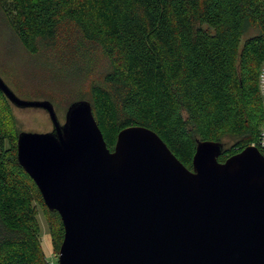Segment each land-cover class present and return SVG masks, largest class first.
I'll return each mask as SVG.
<instances>
[{"label": "trees", "instance_id": "16d2710c", "mask_svg": "<svg viewBox=\"0 0 264 264\" xmlns=\"http://www.w3.org/2000/svg\"><path fill=\"white\" fill-rule=\"evenodd\" d=\"M0 10L53 75L89 79L87 101L109 150L122 129L145 127L191 169L197 141L222 144L224 162L264 129V0H0ZM248 29L256 33L242 40ZM5 116L0 264H46L37 206L57 253L63 225L19 165Z\"/></svg>", "mask_w": 264, "mask_h": 264}, {"label": "water", "instance_id": "95a60500", "mask_svg": "<svg viewBox=\"0 0 264 264\" xmlns=\"http://www.w3.org/2000/svg\"><path fill=\"white\" fill-rule=\"evenodd\" d=\"M52 129L21 132L17 161L45 207L60 216L57 264H264V157L252 146L219 162L223 146L197 141L186 168L152 130L127 127L109 150L90 103H71Z\"/></svg>", "mask_w": 264, "mask_h": 264}, {"label": "rangeland", "instance_id": "374dc122", "mask_svg": "<svg viewBox=\"0 0 264 264\" xmlns=\"http://www.w3.org/2000/svg\"><path fill=\"white\" fill-rule=\"evenodd\" d=\"M256 33L248 29L244 36ZM97 68H101L99 62ZM0 77L14 94L22 100L49 101L56 112L60 124L64 123L67 107L80 100L87 101L89 97V79H79L75 83L67 82L63 77L53 75L38 56L29 55L15 35L10 30L5 16L0 10ZM5 104L0 99V112L3 116L10 115L6 127L17 136L21 132L46 133L52 125L46 112L40 109L14 107L5 98ZM6 111V112H5ZM37 218L40 229V246L45 255L46 264H57L58 253L54 250L49 237L48 226L40 206H37Z\"/></svg>", "mask_w": 264, "mask_h": 264}, {"label": "built area", "instance_id": "2783aa9c", "mask_svg": "<svg viewBox=\"0 0 264 264\" xmlns=\"http://www.w3.org/2000/svg\"><path fill=\"white\" fill-rule=\"evenodd\" d=\"M258 87L260 96L262 98V105L264 107V66L262 67V70L259 75ZM249 146L257 148V150L264 157V129H260L257 140Z\"/></svg>", "mask_w": 264, "mask_h": 264}]
</instances>
